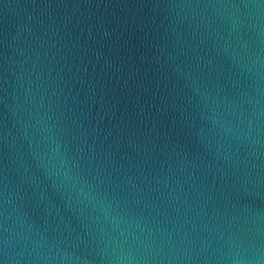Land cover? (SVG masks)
Here are the masks:
<instances>
[{"label": "water", "instance_id": "95a60500", "mask_svg": "<svg viewBox=\"0 0 264 264\" xmlns=\"http://www.w3.org/2000/svg\"><path fill=\"white\" fill-rule=\"evenodd\" d=\"M0 264H264V0H0Z\"/></svg>", "mask_w": 264, "mask_h": 264}]
</instances>
